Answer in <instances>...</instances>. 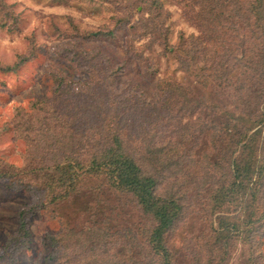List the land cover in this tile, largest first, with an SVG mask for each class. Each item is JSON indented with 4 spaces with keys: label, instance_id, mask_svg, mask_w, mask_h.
Here are the masks:
<instances>
[{
    "label": "rangeland",
    "instance_id": "obj_1",
    "mask_svg": "<svg viewBox=\"0 0 264 264\" xmlns=\"http://www.w3.org/2000/svg\"><path fill=\"white\" fill-rule=\"evenodd\" d=\"M201 6L192 0H0V169L18 176L27 172L16 187L0 178V251L19 230V212L27 214L24 244L16 248L10 242L6 250L13 262L0 264H164L150 242L157 222L131 194L111 186L105 173L82 175L63 198L65 189L48 190L38 170L31 172L42 167L55 172L65 157L58 145L51 148L53 136L64 142L76 121L70 117L91 113L89 103L96 99L117 110L127 153L137 157L146 150L139 138L129 141L132 107L146 108L149 121H155L149 131L157 140L151 143H172L171 153L179 155L175 176L164 171L159 179L156 168L147 167L158 180L157 192L181 205L179 218L164 234L171 264H264V228L256 240L246 237L256 215L246 226L248 214L223 206L220 210L231 216L241 214L240 224L239 232L219 239L221 214L211 205L216 185L231 179L227 126L261 108L264 68L255 64L264 40L253 28H240L229 39L222 29L216 37L209 31L213 25L206 24L212 34L207 50H214L216 40L231 42L242 61L222 52V78H198L205 54L198 53L196 61L177 51L189 48L183 40L204 29L196 19ZM95 31L106 34L87 36ZM164 80L180 85L186 96L163 103ZM195 101L202 111L186 110ZM167 108L169 126L163 120ZM74 150L80 160L90 153L77 143ZM65 233L71 237L64 240Z\"/></svg>",
    "mask_w": 264,
    "mask_h": 264
},
{
    "label": "trees",
    "instance_id": "obj_2",
    "mask_svg": "<svg viewBox=\"0 0 264 264\" xmlns=\"http://www.w3.org/2000/svg\"><path fill=\"white\" fill-rule=\"evenodd\" d=\"M192 1L199 2L202 5L197 10L196 19L201 26H204V29H201V34L196 38L190 36L184 39L183 43L187 44L189 48L184 50L179 48L177 53L191 55V59L192 56H195L196 61L202 56L198 53L205 54L203 55L205 58L203 67L200 68L201 75L196 74L197 77L208 81V78L215 76L220 80L222 77L218 74V70H222L224 58L226 56L228 58L232 57L236 63H240L242 57L239 58L234 54V48L230 46L231 42L227 41L220 43L216 40L214 50L208 51L205 44H211L212 34L208 33L206 24L213 25L209 31L215 33L216 37H220L218 33L222 29H226L230 33L227 35L229 39L230 35L235 36L240 28L248 30L253 28L257 29L259 37L264 40V0ZM220 3L225 4L222 11L220 10ZM195 6L190 5L191 8H195ZM138 22L140 20L136 22V25L139 24ZM102 34L105 35L106 33L95 31L87 36L95 38L102 36ZM109 34L113 35L112 31ZM222 52L226 53L225 57H223ZM219 53H222L223 58L219 56ZM258 54H260V57L258 55L257 64L255 65L264 68V48L260 49ZM207 55L211 56L210 62L206 59ZM261 79L264 80V69ZM164 81L166 85L164 88L167 93L164 96L163 103L178 99L179 95L186 96L187 93L180 92V85L177 84V87H175L170 85L173 84L171 81ZM77 90L79 91V89ZM261 94V108L260 111L256 109L257 114L255 113L250 118L246 117L247 119L243 116L236 117L235 122L230 127L227 126V137H230L231 143L229 142L230 146L226 147V152L229 157L228 165L231 179L226 185L222 183L216 185L211 195V205L214 211L220 210L224 206L228 209L231 207L235 211L242 209L241 214H248L247 219L244 220L246 226L250 224V221H253V214L256 215L254 222L257 220V224H254L253 228L251 226L252 231L246 235L248 240H256L255 235L263 234L261 230L264 228V136H262L264 134H262L264 128V88ZM184 98L185 102L191 101L186 97ZM103 104L100 103L99 99H96L93 104L89 103L90 108L88 111L91 113L76 114V118L70 117L76 121L73 120L74 123L71 128L69 126V134L67 137L64 136V142L63 139L53 136L55 140L50 144L51 148H53V145H58L65 157L62 163H57L54 173L49 174L44 167L34 169L31 172L38 170L36 173L45 178L44 188L50 190L56 185L65 189L64 194L60 196L63 198L74 192L76 185L83 179L82 175L93 173V175L98 176L105 173L111 186L131 194L143 213L154 218L157 222L150 242L155 245L154 251L161 253L164 264H171L170 253L164 243V234L173 227L179 218L181 205L177 198L171 195L163 196L157 192L158 180L150 174L148 168H156V176L159 179L164 171L169 174L168 176H175L176 172L173 171V168L177 166L179 155L171 153L175 149L172 143L160 146H154L151 143L155 141V138L157 140V134L149 131L150 124L155 121H152V123L149 121L148 114L150 113H147L146 108L144 111L132 107L129 109V113L135 116L129 118V141L135 137L147 144L145 143L144 149L146 150L143 155L136 157L131 151L127 153L124 148V138L121 134L125 126L122 127L121 123H117L115 117L118 114H114L117 110L111 105L112 103H106L105 106ZM201 107L202 105L195 101L194 105L186 110H190V112L200 110L201 112ZM169 112L170 109L163 117V120H168L166 122L167 126L171 124L170 120L172 119ZM246 115L249 116L251 113H246ZM211 127L214 128L213 125ZM75 143L81 150L87 152L90 149L89 156L86 159L80 160L73 153ZM59 148L56 149L59 150ZM26 173L23 172L21 176H18L13 170L0 169V178L14 181V184L9 185L16 187ZM60 183L63 184L59 185ZM229 210H220L219 212L221 215L218 218L216 230L219 239L228 238L230 233L234 235L239 232V216L241 214L231 216ZM222 212L226 213L222 214ZM25 215H27L25 210L19 212V230L8 236L6 244L2 248L3 250L0 251V262H13L12 251L6 250L10 242L14 241L18 244L16 248L24 244V237L27 232ZM62 237L64 240L69 239L71 233H65ZM59 241L56 240L55 245Z\"/></svg>",
    "mask_w": 264,
    "mask_h": 264
}]
</instances>
